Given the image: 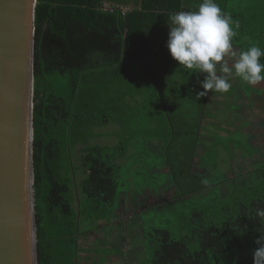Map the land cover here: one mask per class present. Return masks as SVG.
<instances>
[{
  "label": "trees",
  "instance_id": "1",
  "mask_svg": "<svg viewBox=\"0 0 264 264\" xmlns=\"http://www.w3.org/2000/svg\"><path fill=\"white\" fill-rule=\"evenodd\" d=\"M229 1L215 0L224 13ZM201 2L37 0L33 188L38 264H81L80 240L85 233L80 230L81 216L91 213L90 221L109 219L112 215L109 210L117 201V177L121 166L116 159H124L127 154L121 146L110 148L114 150L110 155L108 147L89 144L95 126L85 123V118L90 120L92 116L85 113L88 106L81 94L86 77L90 83L99 79L103 87L106 86L104 90L110 96L108 109L114 113L122 114L131 108L126 99L129 96L137 98L142 87L146 90V86L151 85L158 92L150 95L161 101L164 121L169 127L165 133L163 163L175 196L167 200L168 205L183 203L215 185L206 179L203 164L199 165L202 122L199 119L195 123L198 130H187V120L172 118L169 113L193 111L186 107L182 112H172L167 103L174 102L180 109L182 95L188 92L182 90L185 80L193 77L196 83L198 74L196 89L204 91L200 82L206 74L181 68L166 47L169 14L195 11ZM259 4L262 5L260 1ZM237 14L231 16L236 18ZM55 78L67 79L70 90L67 97L53 87ZM176 85L180 87L177 91ZM207 95L201 100V114L205 113ZM107 122L110 121L104 119L99 125ZM117 124L122 129V125ZM254 151L252 161L256 167L236 175H251L253 181L245 189L237 181L245 199L237 197L231 204L221 207L224 225L207 223L203 211L193 208L185 232L179 238H174L166 229H153L148 234L154 244L151 264H253L255 240L260 235L257 230L264 228L256 216L257 208L264 209V192H261L264 151ZM195 163L200 168L196 169ZM117 215L119 213L114 222Z\"/></svg>",
  "mask_w": 264,
  "mask_h": 264
},
{
  "label": "rangeland",
  "instance_id": "2",
  "mask_svg": "<svg viewBox=\"0 0 264 264\" xmlns=\"http://www.w3.org/2000/svg\"><path fill=\"white\" fill-rule=\"evenodd\" d=\"M239 1H243L242 4ZM225 10L228 15L238 13L233 18L240 25L235 28L233 24L237 33L232 40L234 50H247L251 45L264 48V0H230ZM228 62L232 61L229 59ZM261 63H264V57H261ZM197 77L196 83L193 77L185 80L182 90L188 92L182 95L180 109V105L177 108L174 102L167 103L172 112H182L186 107L193 111L169 113L172 118L187 120V130H198L195 123L199 119L202 122L198 156L203 163L199 162V165L203 164L206 179L215 185L176 205H168L167 202L175 196V191L163 163L165 133L169 127L164 121L161 101L154 94L150 95L158 92L151 85L146 86V90L142 87L139 97L126 99L131 108L119 114L108 109L110 96L106 95V86L103 87L99 79L90 83L89 77L85 78L81 94L88 106L85 113L92 115L90 120L85 118V123H94L95 126L89 144L108 147L110 155L114 152L110 148L121 146L127 156L116 159L121 168L117 177V201L109 210L111 217L90 221L91 213L81 216L80 230L87 232L80 240L81 264H151L154 244L148 235L150 231L166 229L174 238H179L185 232V224L193 208L203 211L207 223L221 227L224 225L221 207L231 204L237 197L245 199L237 184L245 186V189L253 178L251 175H236L256 167L252 161L255 149L264 151V105L262 108L259 106L264 101V82L252 86L233 77L230 81L232 87L227 93L208 91L205 113L201 114L203 97L197 98V94L203 90L196 89ZM54 80L53 87L67 97L70 91L67 79ZM179 88L177 85L174 87L176 91ZM116 118L117 122L113 123ZM104 119L110 122L99 125ZM117 123L122 125V129ZM199 165L195 163V168H200ZM117 213L119 215L114 222Z\"/></svg>",
  "mask_w": 264,
  "mask_h": 264
},
{
  "label": "water",
  "instance_id": "3",
  "mask_svg": "<svg viewBox=\"0 0 264 264\" xmlns=\"http://www.w3.org/2000/svg\"><path fill=\"white\" fill-rule=\"evenodd\" d=\"M37 0H0V264H38L33 167Z\"/></svg>",
  "mask_w": 264,
  "mask_h": 264
},
{
  "label": "clouds",
  "instance_id": "4",
  "mask_svg": "<svg viewBox=\"0 0 264 264\" xmlns=\"http://www.w3.org/2000/svg\"><path fill=\"white\" fill-rule=\"evenodd\" d=\"M167 24L170 31L166 47L172 59L183 69L206 74L200 82L204 91L197 98L207 95L209 90L227 93L233 77L252 86L264 82V63H261L264 48L251 45L247 50H234L232 40L237 33L233 24L239 28V22L224 13L215 0H202L195 11L170 13ZM256 216L264 225V209L257 208ZM257 231L260 235L255 240L253 264H264V228Z\"/></svg>",
  "mask_w": 264,
  "mask_h": 264
},
{
  "label": "crops",
  "instance_id": "5",
  "mask_svg": "<svg viewBox=\"0 0 264 264\" xmlns=\"http://www.w3.org/2000/svg\"><path fill=\"white\" fill-rule=\"evenodd\" d=\"M219 95H220V94H219ZM263 103H264V101H263ZM263 103H261V105H259L261 108H262V106L264 105ZM249 126H251V124H250ZM239 166H240V165H239ZM241 166H243V163H242Z\"/></svg>",
  "mask_w": 264,
  "mask_h": 264
}]
</instances>
